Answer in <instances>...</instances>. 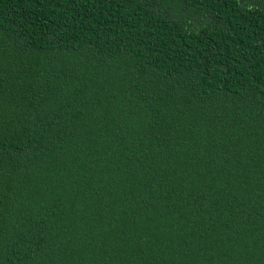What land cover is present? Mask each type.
<instances>
[{
  "label": "trees",
  "instance_id": "16d2710c",
  "mask_svg": "<svg viewBox=\"0 0 264 264\" xmlns=\"http://www.w3.org/2000/svg\"><path fill=\"white\" fill-rule=\"evenodd\" d=\"M0 264H264V0H0Z\"/></svg>",
  "mask_w": 264,
  "mask_h": 264
}]
</instances>
